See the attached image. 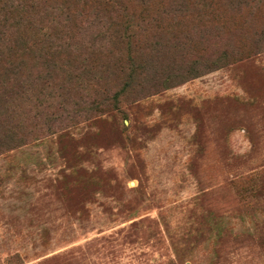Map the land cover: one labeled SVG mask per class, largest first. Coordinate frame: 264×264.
<instances>
[{
  "label": "rangeland",
  "instance_id": "374dc122",
  "mask_svg": "<svg viewBox=\"0 0 264 264\" xmlns=\"http://www.w3.org/2000/svg\"><path fill=\"white\" fill-rule=\"evenodd\" d=\"M235 1L205 0L231 64L91 120L72 91L0 155V264H264V4Z\"/></svg>",
  "mask_w": 264,
  "mask_h": 264
},
{
  "label": "trees",
  "instance_id": "16d2710c",
  "mask_svg": "<svg viewBox=\"0 0 264 264\" xmlns=\"http://www.w3.org/2000/svg\"><path fill=\"white\" fill-rule=\"evenodd\" d=\"M207 6L205 0H0V155L47 137L50 126L35 120L58 118L57 107L68 110L72 91L79 99L75 118L91 120L231 64L227 52L213 58L205 25L221 28L226 21L218 15L208 21ZM175 53L179 65L170 60Z\"/></svg>",
  "mask_w": 264,
  "mask_h": 264
}]
</instances>
